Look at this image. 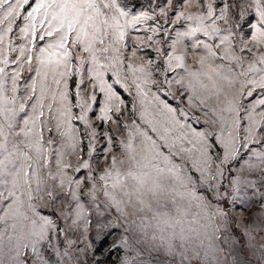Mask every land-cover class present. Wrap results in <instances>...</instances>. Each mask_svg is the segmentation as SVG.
<instances>
[{
    "label": "snow or ice",
    "instance_id": "obj_1",
    "mask_svg": "<svg viewBox=\"0 0 264 264\" xmlns=\"http://www.w3.org/2000/svg\"><path fill=\"white\" fill-rule=\"evenodd\" d=\"M0 264H264V0H0Z\"/></svg>",
    "mask_w": 264,
    "mask_h": 264
}]
</instances>
